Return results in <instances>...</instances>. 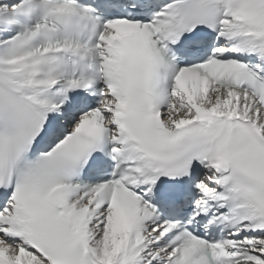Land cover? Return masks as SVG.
<instances>
[{
    "label": "snow or ice",
    "instance_id": "snow-or-ice-1",
    "mask_svg": "<svg viewBox=\"0 0 264 264\" xmlns=\"http://www.w3.org/2000/svg\"><path fill=\"white\" fill-rule=\"evenodd\" d=\"M0 264H264V0H0Z\"/></svg>",
    "mask_w": 264,
    "mask_h": 264
}]
</instances>
